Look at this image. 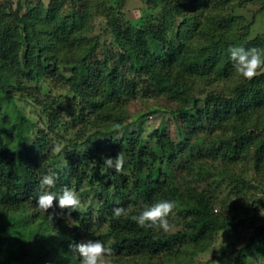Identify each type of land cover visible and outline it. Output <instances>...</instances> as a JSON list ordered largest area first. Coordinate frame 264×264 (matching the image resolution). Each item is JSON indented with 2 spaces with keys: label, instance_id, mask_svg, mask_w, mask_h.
Returning <instances> with one entry per match:
<instances>
[{
  "label": "trees",
  "instance_id": "16d2710c",
  "mask_svg": "<svg viewBox=\"0 0 264 264\" xmlns=\"http://www.w3.org/2000/svg\"><path fill=\"white\" fill-rule=\"evenodd\" d=\"M64 1L0 2V264H80L70 245L88 239L114 264H197L229 229L246 234L226 243L230 264H264V73L244 79L228 56L264 48L236 12L264 0H144L160 11L141 25L107 5L109 43L92 22L106 4ZM151 99L164 103L131 115ZM119 152L123 169L104 172ZM42 173L50 191L74 187L79 210L36 208ZM162 198L176 202L169 233L113 215Z\"/></svg>",
  "mask_w": 264,
  "mask_h": 264
},
{
  "label": "clouds",
  "instance_id": "9594fccd",
  "mask_svg": "<svg viewBox=\"0 0 264 264\" xmlns=\"http://www.w3.org/2000/svg\"><path fill=\"white\" fill-rule=\"evenodd\" d=\"M228 56L232 62L233 69L240 77L251 80L258 74L264 73V48L231 45L228 48ZM119 128V125H114ZM63 145L57 143L53 151L59 153ZM125 164V156L119 152L115 157H103L104 172L114 169L119 172ZM57 178L55 173L41 174L39 186L41 191L36 196V208L45 213L53 207V201H58V206L68 208L69 211L79 210L80 199L74 187L64 186L60 192L50 191L56 185ZM176 202L170 199H159L151 203H144L136 212L133 213L132 206H118L113 209L115 217H128L141 228L158 229L163 233H169L176 227L171 222L170 217L175 215L174 209ZM52 213L48 218L52 219ZM70 218V217H69ZM80 258V264H114L112 259L113 249L106 245L102 239H88L70 245Z\"/></svg>",
  "mask_w": 264,
  "mask_h": 264
},
{
  "label": "rangeland",
  "instance_id": "374dc122",
  "mask_svg": "<svg viewBox=\"0 0 264 264\" xmlns=\"http://www.w3.org/2000/svg\"><path fill=\"white\" fill-rule=\"evenodd\" d=\"M6 1L9 4L12 3L15 5L17 0H6ZM32 1L36 2L40 0H32ZM41 1L45 3L49 2V0H41ZM143 1L144 0H94V2H97L98 4L102 2L106 5L100 4V7L96 5H93L92 7V12L94 13L92 20L94 24L93 34L94 35L100 34L104 39H106L107 43L112 42L113 40L109 31V27L107 26V19L109 16L106 10L107 5L109 7L111 6L112 8L114 7L123 10V12L125 13L124 18L128 20L127 22L135 25H141L142 22H144L147 16L149 15H156V14L158 15V12L160 11L158 7L149 8L147 9V12L146 11L144 12L142 8L144 6ZM0 2L4 3V0H0ZM66 4H68V2L65 0L64 5ZM259 5L260 3L249 5L247 8L238 7L236 10L238 14H242L243 16H245L247 18V21L249 20L254 21V23L251 25L250 28L251 37L258 35L264 36V12H258V11L256 12ZM50 86L53 85L51 84ZM40 87L47 89L48 85L46 82H43ZM159 102L164 103V101L151 99L149 102L146 103L137 101L133 104H130L129 109L131 111V115L135 116L139 111H141V109L144 111L145 109H147V106L151 107L152 105H156V103ZM20 104L25 105L26 103L22 101L20 102ZM25 106L31 108L29 109L31 111L34 109L30 105H25ZM160 116L161 114H157L154 115L152 118L149 117L148 119H145L144 122H142L144 128L143 133L145 135L159 122ZM163 116L166 118V123L170 127V132H173V122L171 119V115L164 114ZM132 120L134 119L130 118L128 120L129 126L130 129H135L137 128L138 124H140L141 122H137V123L130 122ZM244 235H246L245 230L241 234H238L239 237L236 235L234 231L230 229L226 231H221L218 235L217 240L215 241V243H213V245H211L210 249L199 255L197 259L198 261L197 264H230V257L227 251L228 245L226 243L231 242L234 244V246H238L243 242L241 240L244 239Z\"/></svg>",
  "mask_w": 264,
  "mask_h": 264
}]
</instances>
